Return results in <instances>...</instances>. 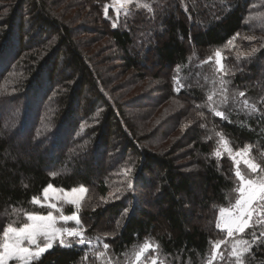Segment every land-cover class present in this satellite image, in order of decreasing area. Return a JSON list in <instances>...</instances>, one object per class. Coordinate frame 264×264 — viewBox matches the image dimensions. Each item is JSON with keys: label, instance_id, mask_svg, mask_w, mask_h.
<instances>
[{"label": "trees", "instance_id": "obj_1", "mask_svg": "<svg viewBox=\"0 0 264 264\" xmlns=\"http://www.w3.org/2000/svg\"><path fill=\"white\" fill-rule=\"evenodd\" d=\"M110 1L0 0V235L44 212L31 199L49 183L84 186L86 243L42 264H209L219 240L212 264H236L228 245L264 226L216 227L238 180L214 152L248 145L264 167V0H132L105 18ZM242 264H264V245Z\"/></svg>", "mask_w": 264, "mask_h": 264}, {"label": "snow or ice", "instance_id": "obj_2", "mask_svg": "<svg viewBox=\"0 0 264 264\" xmlns=\"http://www.w3.org/2000/svg\"><path fill=\"white\" fill-rule=\"evenodd\" d=\"M115 2L123 7L131 4L132 0H115ZM109 13V7L105 6V18L108 17ZM112 27L115 28L117 25L113 23ZM216 57V63L220 65L221 53L217 52ZM240 95L243 97L244 93L241 92ZM208 100L211 101L212 97L209 96ZM253 110L255 111V109ZM214 115L221 118L224 116L223 112L220 111H216ZM221 143L231 155L232 149L228 147L227 142L222 140ZM248 153L249 146L246 145L241 151H237L235 157H233L236 165L235 176L239 181L238 198L235 200V204L230 209L224 207L219 209L220 216L216 227L218 229L221 228L222 222L227 230L228 237L246 234V230L252 227L251 222L254 215L262 218L258 221V224L264 226V178L257 180L246 177L239 168L240 162L236 160V157H245L243 164L246 165L253 175L259 176L260 172H264V167L248 157ZM215 156L220 157V151H216ZM128 187L131 189L133 184L129 182ZM86 193L87 189L84 186L67 190L64 188L57 189L53 184L49 183L44 187L42 190L43 201L34 196L31 199V204L50 210L47 211V214L38 212L25 213L26 222L22 226L16 227L8 224L3 227L2 235H0V264H9L10 261H16L18 264H42L43 259L51 254L56 247L70 249L73 247L72 241L84 245L86 241L81 216L76 211H73L72 214H64V210L52 201H64L67 205L75 206L76 209H79ZM52 210L59 212L60 215H54ZM69 222H74L75 226H67ZM261 238H264V232H261L259 236L254 235L251 243L247 239L234 240L231 255L237 258V264H242V257L252 249L253 245H264V240ZM87 243L90 245L91 241L89 240ZM224 243L225 241L219 240L212 245L213 256L209 264H212L217 250ZM103 247L108 249L109 243L105 242ZM149 249L150 245L145 243L137 253V260ZM98 255H102V253H98ZM85 259H87V256ZM152 264H157L155 258L152 260Z\"/></svg>", "mask_w": 264, "mask_h": 264}, {"label": "rangeland", "instance_id": "obj_3", "mask_svg": "<svg viewBox=\"0 0 264 264\" xmlns=\"http://www.w3.org/2000/svg\"><path fill=\"white\" fill-rule=\"evenodd\" d=\"M106 6H108L109 7V9H112L113 11H114V13L117 15V13H119L120 11H124L126 8H127V5H125V6H123V7H121L120 5H118L116 2H115V0H111L110 2H109V4H107ZM217 53V52H216ZM219 53H221V52H219ZM216 60H217V57H216V54L214 55V59H213V61H214V75L216 76L215 78L217 79V76L218 75H221V72H222V60H223V57H222V54H221V64L220 65H218L217 63H216ZM126 77H127V79L128 78H130L129 76H131L130 75V73H127L126 75H125ZM152 80V79H151ZM150 79L148 80H146V82H150L151 81ZM124 81V80H123ZM120 83H122V81L120 82ZM120 83H118L117 85V88L118 87H121V85H120ZM151 83V82H150ZM219 83V82H218ZM147 86L149 87V84H147ZM153 87V86H152ZM116 88V91H115V95H119V93H120V90H118ZM142 89V88H141ZM143 91H141L140 93H146V94H148V89H146V91L144 90V89H142ZM132 95H130L129 97H131ZM128 96L127 97H124V99H126V98H129ZM172 103L173 102H167L166 104H165V106H167L169 109L170 108H173V105H172ZM176 105V104H175ZM165 112V111H164ZM229 147V146H228ZM230 148V147H229ZM242 149H238L237 151H241ZM216 151H220V153H221V156L222 155H225V156H227V157H229L232 161H233V157H235V154H236V152L237 151H235V150H232V153H231V155L228 153V151H226L225 150V148H224V146L222 145V144H220L219 145V148H217V150H215V152ZM249 151H250V148H249ZM215 152H214V154H215ZM247 156L248 157H250V154L248 153L247 154ZM245 157H236V160H238L240 163H239V168H240V170L245 174V176L246 177H248V178H253V179H257V177H253V174L250 172V170H248L247 169V167H246V165H244L243 164V159H244ZM233 165H234V167H235V171H236V165L234 164V161H233ZM248 174L250 175V176H252V177H249L248 176ZM237 178V177H236ZM237 180H238V178H237ZM257 180H259V178L257 179ZM80 186H78V187H76V188H79ZM238 187H239V181H238ZM238 187H237V189H238ZM57 189H59V188H57ZM237 189H236V197H235V199H234V201L233 202H231L229 205H227L226 207H224V208H226V209H230V208H232V206L235 204V200L238 198V192H237ZM70 190V189H69ZM97 197V194H95V192H92L91 194H85V196H84V199L81 201V205H83V203L85 204H87V203H91V202H94V200H95V198ZM38 199H40L41 201H43V199H44V197H43V194L41 193V196L38 198ZM52 202H54V203H57V205H58V207L59 208H61L62 210H64V214H72V212L73 211H76L77 212V214L79 215V212H78V210L80 209H76L75 208V206H69V205H67L66 204V202H64V201H52ZM38 207V206H37ZM81 207V206H80ZM39 209H42L44 212H41L40 214H47V211H49L50 209H47V208H40V207H38ZM67 209L69 210V209H71L70 211H71V213H67ZM53 211V214L54 215H56V216H59L60 215V213L59 212H56L55 210H52ZM219 216H220V213L218 212V216H217V222H218V219H219ZM258 215H254V217H257ZM253 217V218H254ZM259 217V216H258ZM107 219V216H104L103 217V220L105 221ZM25 222H26V220H25ZM24 222V223H25ZM105 225H108L107 224V222H106V224ZM20 226H22V225H20ZM67 226H70V227H74L75 226V224H74V222H69V224L67 225ZM220 230H224L225 232H226V234H227V230L224 228V226H223V223L221 222V228H219ZM228 236V235H227ZM233 243H234V241L232 242V243H230L228 246H230V247H228V253L227 254H231V251H232V247H233ZM226 245L225 244H222L221 245V248L219 249V250H217V254H216V256H215V259H217V258H219V257H221L222 255H223V252L226 250ZM136 256H137V254H133L131 257H132V261L133 260H135L136 259ZM212 256H213V249H212V251H211V258H212ZM141 258V257H140ZM154 259V258H153ZM153 259H151V261L153 260ZM211 260V259H210ZM18 262H16V261H10L9 262V264H17ZM235 263L237 264V258L235 257Z\"/></svg>", "mask_w": 264, "mask_h": 264}]
</instances>
